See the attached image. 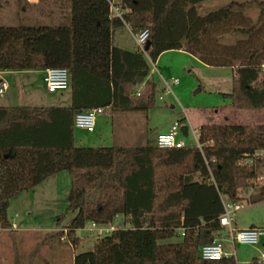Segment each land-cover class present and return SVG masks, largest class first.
Wrapping results in <instances>:
<instances>
[{
	"label": "trees",
	"instance_id": "16d2710c",
	"mask_svg": "<svg viewBox=\"0 0 264 264\" xmlns=\"http://www.w3.org/2000/svg\"><path fill=\"white\" fill-rule=\"evenodd\" d=\"M205 1L119 0L121 21L109 16L106 0H67L58 23L0 25V71L64 67L70 93L68 106H0V229L10 228L11 198L66 171L63 214L73 215L62 229L70 245L80 243L75 231L88 221L121 215L128 225L75 253L73 264H237L234 256L209 260L199 251L222 229V199L264 200V184L244 196L264 176V124H201L199 146L73 141L75 110L153 108L148 58L154 62L167 50L183 49L205 65L231 69L230 104L217 109L264 110V0H225L210 10ZM122 23L131 33L148 30L145 55L113 46L112 29ZM256 152L261 155L251 164L239 163ZM62 235L58 230L52 237L62 241ZM173 237L180 238L169 241ZM245 264H259L258 257Z\"/></svg>",
	"mask_w": 264,
	"mask_h": 264
},
{
	"label": "rangeland",
	"instance_id": "374dc122",
	"mask_svg": "<svg viewBox=\"0 0 264 264\" xmlns=\"http://www.w3.org/2000/svg\"><path fill=\"white\" fill-rule=\"evenodd\" d=\"M225 3V0H210L205 1V6L210 10ZM249 10L248 13L254 15L256 9ZM6 21L4 22L5 25H32L23 23V21L14 22L16 21L14 18H11V20L6 19ZM114 38L123 47L133 48L134 46V42L125 28L116 29ZM163 53L158 61L150 63L153 80L156 83L153 110L130 112L128 116L131 118L134 114L137 116V120L131 121V119L130 121H123V123H119L114 114L100 115L95 121L96 125L93 132L73 128V141L76 146L112 145L115 141L113 135L115 136L116 129L120 128L121 125L126 128L130 127L128 130L138 127L148 131V134H145L146 141L150 145H156L155 133L168 126L170 127L172 122L185 123V115L195 129H198L197 125L203 122L264 124V110H229L230 108H226L217 115L213 114L214 109L230 104V99L225 96V94L230 93L232 88V71L230 68L205 65L195 56L186 55L185 52L178 50H168ZM29 76H31L28 80L31 86L28 92L33 97L41 94L42 97L46 96V103L48 104L45 106L64 105L67 91L62 96H60V91L48 93L45 91L43 81L39 79L36 73ZM5 78L8 79L6 81L12 82L11 76ZM171 78H178L179 82L171 85V90L167 91L164 89L162 80H170ZM24 103L40 105L36 104L34 100L27 99ZM146 116L149 117V120L145 119ZM184 141L186 144H194L195 138L189 132L187 136H184ZM40 184L34 187V193L32 191H22L16 201L9 200L6 214L8 219L17 224L18 229L0 232V249L1 247L9 249L14 259L13 264H29L32 254H34V259L31 261L33 264H70L69 253L90 250L95 238L87 236L85 230L77 229L75 234L81 240L76 248H71L67 244L69 243L67 239L62 240L65 243L48 240L49 236L55 232V227H57L54 224L55 217L63 214L67 206L69 176L66 171H61L46 177ZM263 184L264 178L256 182L253 189ZM224 200L227 201L225 198ZM72 215L71 211L63 214L57 224L58 227L66 226ZM233 217L239 227L246 226L249 223L264 226V200L255 203L243 202L242 207L233 213ZM110 224L113 229L128 226L121 215H118ZM179 238L173 237L169 241H175ZM261 243L256 245L236 243L231 246L229 242H226V250L234 256L237 264H245L252 257L260 256L263 249Z\"/></svg>",
	"mask_w": 264,
	"mask_h": 264
},
{
	"label": "built area",
	"instance_id": "2783aa9c",
	"mask_svg": "<svg viewBox=\"0 0 264 264\" xmlns=\"http://www.w3.org/2000/svg\"><path fill=\"white\" fill-rule=\"evenodd\" d=\"M106 1L108 3L109 16L118 18L122 21V11L119 6V0ZM124 25L128 28L127 23H124ZM131 36L134 42V49L142 52L145 55L144 43L146 41V37H148V30H140L136 33H132ZM148 60L150 63L152 62L149 58ZM41 73L46 92L51 93L55 91H64L68 88L69 76L66 68L45 67L41 70ZM162 82L164 84V89L170 91L171 85L177 84L179 80L178 78H171L170 80L163 79ZM6 88L7 83L4 80H0V96L3 94ZM101 113H103V108L101 107L87 108L85 110L78 111L73 114L72 126L73 128L91 132L94 128L95 117ZM182 126L183 125H181L179 122H173L167 131L157 134L155 138L156 146L165 148L184 146L186 143L184 141V136L181 133ZM189 132L195 138L194 144L199 146L197 138L198 129L191 128ZM260 155L261 152H256L253 155L244 154L239 163L251 164L254 161V158ZM263 178V176L257 177L254 183L256 184V182H259ZM252 190L253 188L249 187L247 191H244V196L248 198ZM222 204L223 212L219 215L218 221L220 226L222 227L221 230H223L224 232V237H216L210 243H206L201 246L199 255L203 259L216 260L223 257L232 256L230 252H227L225 250V239L228 240L231 245H235L236 243L256 245L264 240V227L250 226L245 228H237L234 226L233 213L236 210H239L242 207L243 203H232L230 201H225L224 199H222ZM117 216L118 215H115L113 220L116 219ZM112 221L107 223H96L94 221H88L82 226L81 229L87 232V236H92L97 239L106 235L113 229L110 224ZM12 227H14V224H10V228ZM61 230L63 232V235L60 237V239L66 240L65 229ZM263 259L264 248L262 249L261 254L258 257V263L262 264Z\"/></svg>",
	"mask_w": 264,
	"mask_h": 264
},
{
	"label": "crops",
	"instance_id": "0c3cea01",
	"mask_svg": "<svg viewBox=\"0 0 264 264\" xmlns=\"http://www.w3.org/2000/svg\"><path fill=\"white\" fill-rule=\"evenodd\" d=\"M66 2H67V0H0V25H5L4 22H7L6 19L11 20V18H14L16 20L14 22L23 21V23L32 24V25L33 24L58 23L62 19V17H64L63 15L67 14ZM120 28H125L129 32L130 36L132 34L130 32L129 28H127L124 25V23H122L121 25L115 26L112 29V34H111L113 46L116 48H119V49L126 50V51H133L134 46H133V48L132 47L131 48L130 47H123V45L119 41L115 40V38H114L115 31H116V29H120ZM131 38H132V36H131ZM132 40H133V38H132ZM178 51H182L183 53L185 52L186 55L190 54L183 49H180ZM163 54L164 53L162 52L156 58L155 61H158L159 58ZM150 72H151L150 76H151V78H153L152 69ZM33 73H36L38 75L39 79L42 81L41 69L40 70H3V71H0V80H4L7 83V88L5 89L3 94L0 96V106L25 105V106L47 107V106H45L46 104H48V103H46L47 102L46 96L42 97V94H41L39 96L35 95V97H33L32 94L28 92L29 87L31 86V83L28 81L29 77H31L29 75L33 74ZM6 76H9V77L11 76L12 82L6 81V80H8L5 78ZM65 91H67V96H66V98H64L65 103H64V105H60V106H68L70 104V93H69L68 89L64 90V91H60L59 92L60 96H62ZM25 99L30 100V101L34 100V102H36V104H40V105L26 104V103H24ZM10 104H17V105H10ZM153 108H151L149 110H153ZM149 110H146V111H149ZM222 110L223 109H214L213 114L215 113L214 115H217V114L223 112ZM229 110H233V109H229ZM132 112H137V111H132ZM128 113H130V112L105 113L103 111V113H101L95 117V121H96L98 116L103 115V114H109V115L114 114V115H116V119L119 123H123V121L124 122L130 121L131 119H132L131 121L137 120L136 115L132 114L133 116L130 118V116H128L130 114H128ZM145 119L149 120V117L146 116ZM185 120H186L185 123H180V122L179 123L181 125H187V135H188L189 134V131H188L189 128L191 129L194 127L191 124V122L189 121V119L186 117V115H185ZM95 121H94V128L96 125ZM111 122H112V120H111ZM175 122H177V121H175ZM201 124H208V123H204V122L200 123L199 125H197V128ZM94 128H93V130H94ZM129 128L130 127L126 128L125 126L121 125L120 128L116 129L115 136L113 135V140H115L113 144L119 143V144L133 145L135 143H144V142L148 143V141H146V135H145V134H148V131H146V130L144 131L143 129H140L138 127L137 128L133 127V128H131V130H128ZM168 129H169V126L164 128V129L157 131L155 133V137L157 134L163 133V132L167 131ZM93 130L91 132H93ZM133 130H134V132H133ZM139 135H141V136H139ZM121 139H124V140H121ZM42 181H40L35 186L41 185L40 183ZM34 187H32L31 189H28V190H24V191H32V193H34ZM19 194H21V192ZM19 194H17L15 197L11 198V199H13L12 201H16ZM9 221H10V224H14V227L9 228V229H0V232L5 231V230L6 231H15L16 229H18L16 223H13V221H11L10 219H9ZM56 226L57 227H55V232L58 230H61L63 228V227H58V225H56ZM234 226L237 228L250 227V226L264 227V226L256 225L254 223H251V224L249 223L246 226L239 227L237 225L235 219H234ZM54 233L51 236H49L48 240L53 241V242H57V243H65L64 241L54 239V237H52L54 235ZM219 235H220V237H224L223 230H220L218 232V234L216 235V237H219ZM226 242H229V241L226 239L224 240L225 250H226ZM67 244L71 248H76L78 246L77 245L76 247H73L69 243H67ZM229 244H231V243L229 242ZM261 244H262V247L264 248V246H263L264 240L262 241ZM60 249L61 248L59 247V250ZM74 254L75 253H69L70 264H73ZM254 257H256V256H254ZM33 259H34V254H32L30 257L31 261ZM31 261L29 262V264H33V263H31ZM248 262H246V263H248ZM13 263H14V259L12 258L11 252L9 251V249L7 250V247H1V249H0V264H13ZM34 264H36V263H34Z\"/></svg>",
	"mask_w": 264,
	"mask_h": 264
},
{
	"label": "water",
	"instance_id": "95a60500",
	"mask_svg": "<svg viewBox=\"0 0 264 264\" xmlns=\"http://www.w3.org/2000/svg\"><path fill=\"white\" fill-rule=\"evenodd\" d=\"M148 46H149V40H146L145 43H144V50L146 48H148ZM76 112H78V110H75L73 114H75ZM181 133H182L183 136H187V125H183L181 127ZM263 246H264V244H263Z\"/></svg>",
	"mask_w": 264,
	"mask_h": 264
}]
</instances>
